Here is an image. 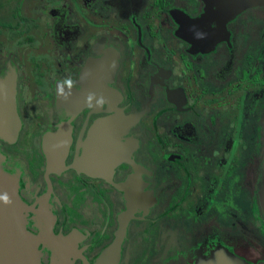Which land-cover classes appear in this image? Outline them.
<instances>
[{
  "label": "flooded vegetation",
  "instance_id": "obj_1",
  "mask_svg": "<svg viewBox=\"0 0 264 264\" xmlns=\"http://www.w3.org/2000/svg\"><path fill=\"white\" fill-rule=\"evenodd\" d=\"M0 2V77L15 73L20 120L0 168L42 262L49 231L73 264L115 240L118 264L192 263L219 246L264 256V6Z\"/></svg>",
  "mask_w": 264,
  "mask_h": 264
},
{
  "label": "water",
  "instance_id": "obj_2",
  "mask_svg": "<svg viewBox=\"0 0 264 264\" xmlns=\"http://www.w3.org/2000/svg\"><path fill=\"white\" fill-rule=\"evenodd\" d=\"M228 8L227 15L248 7L264 6V0H223ZM232 10V11H231ZM20 127V120L15 106V73L11 71L0 77V138L15 137ZM264 140V128H263ZM17 178L0 168V195L7 194L10 204L0 200V264H73L65 257L62 249L68 240L55 236L49 231L52 240L46 246L52 250L50 260L41 261L38 248L39 236L25 228L24 216L27 206L19 198ZM258 201L264 217V147L261 162V179L258 189ZM120 241L115 240L105 247L97 259L90 263L83 258L82 264H118ZM173 264H264L260 260L246 258L225 246L212 249L208 254L199 253L194 262L179 260Z\"/></svg>",
  "mask_w": 264,
  "mask_h": 264
},
{
  "label": "clouds",
  "instance_id": "obj_3",
  "mask_svg": "<svg viewBox=\"0 0 264 264\" xmlns=\"http://www.w3.org/2000/svg\"><path fill=\"white\" fill-rule=\"evenodd\" d=\"M73 85H74L73 79L70 76L65 77L63 79V81L61 82V84L58 85V91L61 95H63L65 98H67V96L70 94V90L73 87ZM65 86H67V89L69 91H67V92L65 91ZM86 99L90 105L92 104L93 101H95V104H97V105H102L104 102L103 97L97 98L95 93H89ZM0 200H2L4 202V204H10L11 203L9 196L6 193L3 195H0Z\"/></svg>",
  "mask_w": 264,
  "mask_h": 264
},
{
  "label": "rangeland",
  "instance_id": "obj_4",
  "mask_svg": "<svg viewBox=\"0 0 264 264\" xmlns=\"http://www.w3.org/2000/svg\"><path fill=\"white\" fill-rule=\"evenodd\" d=\"M8 8H10V5L8 6ZM4 6L3 4L0 2V14L4 13ZM1 38H3V36H0Z\"/></svg>",
  "mask_w": 264,
  "mask_h": 264
}]
</instances>
